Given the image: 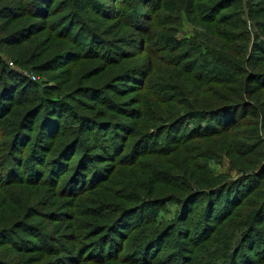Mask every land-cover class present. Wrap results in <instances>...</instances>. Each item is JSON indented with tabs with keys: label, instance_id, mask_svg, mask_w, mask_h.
Masks as SVG:
<instances>
[{
	"label": "trees",
	"instance_id": "16d2710c",
	"mask_svg": "<svg viewBox=\"0 0 264 264\" xmlns=\"http://www.w3.org/2000/svg\"><path fill=\"white\" fill-rule=\"evenodd\" d=\"M182 8L188 17H193L202 26L206 35L219 38L221 46L202 48L189 37H179ZM246 9L247 17L258 32L247 55L245 48L249 36L239 0H0V25L36 21L29 24L31 27H22L6 36L4 40L11 46L27 42L47 31L48 27L50 30L59 28L66 34L65 41L77 51V58L99 60L104 70L112 67L111 62L117 53L118 58L125 59V53L119 51L120 48L134 44L146 55L148 63L139 73L138 81L142 79L140 87L143 90L145 81L148 82L156 70V73H176L177 83L184 81L186 84L183 99L186 100L181 105L183 116L171 122L176 140H205L233 134L238 139L249 141L258 139L259 127L264 129V0H247ZM90 14L94 15L95 21L89 18ZM2 20L9 22L4 24ZM98 21L109 23L108 27L114 24L118 33L113 40H102L98 36L97 27H102ZM17 35L23 39L16 41ZM235 40L241 41L244 46ZM16 62L23 65L17 59ZM121 76L132 79V74L122 73ZM22 79L0 60V101H9L8 105L0 103V120L1 117L15 115V101L20 98H27L29 103L25 115L16 109L22 118L21 123H12L14 127L11 125L9 133L3 134L10 139V145L7 159L0 162V193L3 187L22 181L27 188L49 185L56 196L70 198V204L78 207L79 201L91 200L90 195L98 197L102 192L98 188L93 189L104 177L102 169L95 168L89 182L84 173H76L75 169L70 172L73 161L70 152L79 146L81 138L77 136L74 140L72 132L75 131H63L68 123L59 124L55 111L68 107L69 103L74 104L79 92H64L61 96L67 102H61L59 98L43 100L45 92L35 91V83L23 84ZM175 90L179 91V87L176 86ZM100 93L97 91L90 97L97 99ZM96 103H101L99 109L107 110L104 115L110 114L113 119L118 117L110 109L121 108L122 103L112 100L105 103L104 99L96 100ZM121 111L126 119H130V108L125 107ZM179 122H185L186 128L182 129L184 123ZM78 125L80 127L81 122ZM106 129H112V136L119 138V142H114L113 153L120 146L125 150L128 143L126 148L133 146L134 151L149 142L148 131L143 128V131L139 129L141 133L134 132L127 122L116 127L109 125ZM137 134L145 136L137 140ZM163 135L164 131L158 133V136ZM46 139L51 140L48 142ZM232 154L236 155L235 152ZM33 159L38 164L36 167L32 166ZM17 167L24 173L16 174ZM248 171L237 181L224 183L201 194L203 210L198 220L190 223L180 234V238L186 237L182 243L170 242L175 229L164 230L160 224L161 220L166 221L163 213L168 203L180 206L183 214L192 204L178 196H171L167 201L146 202L140 193L134 192L131 203H136L139 208L121 211L122 204H111L105 214L100 212L103 220L95 223L91 220L96 215L81 216L78 213L75 214L76 221L75 218L68 220L73 224L66 233L51 236L45 230L35 231L24 223L22 209L27 200L14 199L16 196L10 195L17 188L14 187L5 196H2L3 190L0 198L6 200V205L0 206V216L4 221L0 222V264H237L241 247L228 258L232 253L229 237L219 240L225 243L219 250H214V245L218 243L215 237L228 223L229 227H237L236 237L241 238L242 246L247 241L250 249L257 254L253 264H261L264 261V199L260 197L264 196V164L254 162ZM87 190L92 192L79 196ZM122 199L119 198L120 201ZM241 208L245 211H240ZM132 217L137 219L127 222L125 232L116 230H120L124 219ZM18 219L19 223L11 224ZM87 227L90 230L84 232ZM165 243L164 248L162 244ZM258 247L261 250L259 255ZM6 250L13 251L16 257L9 256L4 252ZM177 251H186V257L179 256Z\"/></svg>",
	"mask_w": 264,
	"mask_h": 264
},
{
	"label": "rangeland",
	"instance_id": "374dc122",
	"mask_svg": "<svg viewBox=\"0 0 264 264\" xmlns=\"http://www.w3.org/2000/svg\"><path fill=\"white\" fill-rule=\"evenodd\" d=\"M239 1L249 36L245 48L247 55L256 41L258 32L253 22L247 17V0ZM89 18L93 21L96 20L92 14H90ZM180 18L182 25L179 37H189L202 48L221 46L222 43H220L219 38L214 35H206L201 28L202 26L198 25L193 17H188L183 8L180 11ZM1 22L5 24L9 21L2 20ZM32 22L36 21H18L12 24L0 25V60L7 64V69L10 68L24 78V80L22 79L23 84L35 83L37 86L35 91L41 92L42 90V93L45 92L43 100L59 98V101L67 102L65 97L61 96L64 92L68 90L79 92L78 100L74 104L69 103L68 107L64 106L55 110L59 119L58 123L62 125L65 122L68 123V127L63 131H66V133L67 131H75L72 132L74 140L77 136L81 138L78 143L79 146L73 152H70V155L73 154L70 172L75 169L76 173H84L85 177H87V182L93 177L91 173L95 168H101L104 175L99 185L93 189L94 191L98 188L97 190L102 192V194L98 197L90 195L91 200L88 201H79V207L73 203L70 204L72 201L70 198L60 197V195H57V197L49 185L44 184L40 187L27 188L25 183L20 181L21 183L19 184L3 187L0 195L3 194L4 190L2 196H5L8 192H12L15 187L17 190L15 189L14 193L10 195L16 196L14 199L27 200L24 202L22 209V214L25 218L24 223L32 226L35 231L42 229L51 236H59L71 228L73 222L68 220L75 218L76 221L78 213L81 216L86 214L96 215L97 217H92L93 219L91 220L92 223H95L103 220L99 216L100 212L106 211V208L111 204H122L121 211L127 210V208H139L136 203H131V200H133L131 195L137 192L141 194L142 200L146 202L167 201L171 196H178L179 199H186L192 202L185 214L179 208L180 206L176 205L174 207L168 203L164 207L166 212L163 213L166 216V221L162 215L163 220L160 222L164 230L165 228L175 229L170 242L179 241L182 243L186 241V237L180 238V234L186 230L190 223L193 222L194 224L198 220L203 210L204 203L202 202L204 201H202L201 197L203 195L201 194L219 188L224 183L230 184L233 181H237L240 177L250 172L248 170L251 169V164L254 162H259L260 165L264 164L263 127L258 128V139L249 141L238 139L233 134L220 135L205 140L186 141V138L176 140L173 127H171L173 123L171 122L183 116L181 115L183 110L181 105L186 100H183L184 95H186V84L184 81L177 83L175 79H177L178 75L176 73H156V70L150 80L148 82L145 81L146 85L143 90L140 87L142 79L138 81L139 73L146 68L148 63L146 62V55L134 44H128L120 48L119 51L121 50L125 53V59L118 58L117 53L111 62L112 67L107 70L103 69L102 62L99 60L84 61L81 58H77L75 56L77 51L75 48L70 47L69 42L65 41L66 34L59 31V28L50 30V27H48L47 31L35 35L27 42L23 41L15 46L7 45L4 40L6 36L22 27H31L32 25L29 24ZM98 22L99 26L105 29L97 27L98 36L102 40H113L116 32L118 33L114 24L111 25L110 22L111 26L108 27L109 23ZM91 27L94 28L93 26ZM51 33L53 34L51 35ZM18 37L19 35L15 36L16 41L23 39V37ZM235 41L237 44L244 46L241 41ZM228 45L230 46V44ZM71 51L72 53H70ZM16 59L23 62V65L17 63ZM122 73H126L128 76L132 74V79H128L131 81L122 77ZM176 86L179 87V91L175 90ZM127 88L129 90H126ZM97 91L101 92L97 99L90 97ZM102 99H104L105 103H110V100L122 103L120 105L121 108L110 109L118 117L113 119L110 114L104 115L107 110L99 109L101 103H96V100ZM27 100V98H20L15 101L16 107L13 117H1L0 162L7 159L10 145V139L4 137L3 134L9 133L11 125L14 127L12 123H21L22 118L16 112V109L18 112L23 111V115H25L27 112L25 108L29 106ZM0 103L8 105L9 101L1 100ZM125 107L130 108L132 113L129 114L130 119H126L124 112L121 111ZM11 108L12 106H10ZM96 110L99 111L96 112ZM80 122L81 125L79 127L78 124ZM123 122H127L129 128L134 130V132L137 131L138 133L139 129L148 131L149 142H146L142 146L143 148H138L134 151L133 146L130 149L126 148V146H129L128 143L125 145V150L120 146L113 153L114 142H119V138L113 137V130L106 129V127L109 125L116 127L117 124ZM183 123L182 129H185V122H179L178 124ZM161 131H164L162 137L158 136ZM139 135L137 134V140L145 136L139 137ZM50 140L46 139L48 142ZM53 144L52 142L51 145ZM234 152L236 155L232 154ZM24 157H26L25 154ZM37 165L33 159L32 166L36 167ZM17 168L16 174L24 173L23 169ZM88 191L89 193L92 192L87 190L79 196L86 195ZM33 194L35 196L28 200ZM119 198H123L122 201ZM260 199L263 200L264 196H261ZM197 202H199L200 206ZM82 204L85 206L81 207ZM4 205H6V200L0 198V206L3 207ZM242 210L244 208L240 209V211ZM102 214H105V212ZM187 214L190 215L187 217ZM1 218L0 216V222L3 221ZM58 218L60 221H57ZM136 219L137 217L124 219L120 230L118 228L116 230L121 233L125 232L128 227L127 222L129 220L133 222ZM19 222L20 219L13 220L11 224L15 225ZM125 223L127 224L126 226ZM88 230H90L89 227L83 231L87 232ZM236 234L237 227L233 225L229 227V223L223 225L220 234L215 237L218 243L214 245V250H219L220 246L225 243V241L219 242V240L229 237V247L232 253L228 258L234 256L241 247L237 257V264H242L243 262L245 264H253L258 257L257 254L250 249L247 241L243 242L242 246L239 231L240 239L236 237ZM87 236L90 238L89 235ZM86 238L84 237V239ZM113 238L116 241L115 236ZM28 240H33V238H28ZM165 246L166 243L162 244V247L165 248ZM259 247L256 248L258 255L261 253ZM184 248L186 249L187 246H184ZM4 252L9 253V256L16 257V254L11 250ZM164 252L162 253L163 255ZM176 254L186 257V251H177ZM261 264H264V261Z\"/></svg>",
	"mask_w": 264,
	"mask_h": 264
}]
</instances>
